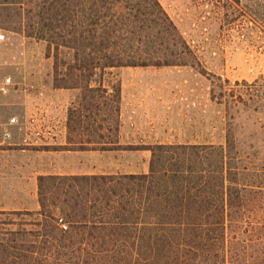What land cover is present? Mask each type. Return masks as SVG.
<instances>
[{
  "label": "trees",
  "instance_id": "16d2710c",
  "mask_svg": "<svg viewBox=\"0 0 264 264\" xmlns=\"http://www.w3.org/2000/svg\"><path fill=\"white\" fill-rule=\"evenodd\" d=\"M22 2L25 34L54 49L55 85L85 91L68 110L71 147L150 157L146 171L39 174L37 209L0 210V264H264V189L235 166L231 130L226 144H120L121 85L91 84L106 68L187 63L161 2Z\"/></svg>",
  "mask_w": 264,
  "mask_h": 264
},
{
  "label": "rangeland",
  "instance_id": "374dc122",
  "mask_svg": "<svg viewBox=\"0 0 264 264\" xmlns=\"http://www.w3.org/2000/svg\"><path fill=\"white\" fill-rule=\"evenodd\" d=\"M22 1L0 0V33L5 35L0 39V86L11 78L0 93L7 96L21 91L23 79L16 68L23 65L18 61L23 55L30 57L32 91L38 85L59 87L54 83V49L47 55L46 40L25 34L28 5ZM159 1L187 44V63L98 70L91 84H120L124 97L119 131L113 136L120 144L217 145L226 144L230 129L235 166L252 187L264 189V0ZM15 23L22 29H13ZM62 53L69 60L70 51ZM66 88H75L69 106H79L85 91ZM102 134L107 139V130ZM34 136L31 144L0 145V210L37 209V176L79 174L61 172L65 164L81 173L148 169L149 150L68 152L61 151L62 145L36 143ZM255 213L264 216V201Z\"/></svg>",
  "mask_w": 264,
  "mask_h": 264
},
{
  "label": "crops",
  "instance_id": "0c3cea01",
  "mask_svg": "<svg viewBox=\"0 0 264 264\" xmlns=\"http://www.w3.org/2000/svg\"><path fill=\"white\" fill-rule=\"evenodd\" d=\"M18 61L24 62L22 66L16 68L18 77L23 79L21 91L18 94L14 92L10 96L0 93V127H6L3 128L5 134L3 129H0V145L7 144L12 148L21 143L31 144L34 142L31 141V136L35 135L36 143L66 146L62 147L61 151L91 150L73 149L71 147V145H75L71 139L75 133L68 129V110L74 99L73 91L75 88L38 85V91L35 90L34 92L30 86L32 70L29 64V55H23ZM123 100L124 97L122 96L121 105ZM12 113L14 115H10ZM13 117H17L18 120L13 121ZM21 121L23 122L22 126H18ZM6 133H9V136ZM65 166L67 168L64 167V170H61L63 173H81V171L73 169L71 163L65 164Z\"/></svg>",
  "mask_w": 264,
  "mask_h": 264
},
{
  "label": "built area",
  "instance_id": "2783aa9c",
  "mask_svg": "<svg viewBox=\"0 0 264 264\" xmlns=\"http://www.w3.org/2000/svg\"><path fill=\"white\" fill-rule=\"evenodd\" d=\"M4 36H5L4 33H0V39H3ZM9 82H10V79L7 78V79L5 80V82H4V84L0 86V89H5V86H6L7 83H9ZM12 120H13V121H17L18 118H17V117H13ZM6 135L9 136V133H6Z\"/></svg>",
  "mask_w": 264,
  "mask_h": 264
}]
</instances>
